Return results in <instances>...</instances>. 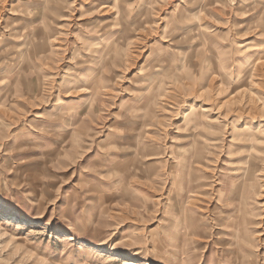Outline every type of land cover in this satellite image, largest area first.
<instances>
[{
    "label": "rangeland",
    "instance_id": "obj_1",
    "mask_svg": "<svg viewBox=\"0 0 264 264\" xmlns=\"http://www.w3.org/2000/svg\"><path fill=\"white\" fill-rule=\"evenodd\" d=\"M0 264H264V0H0Z\"/></svg>",
    "mask_w": 264,
    "mask_h": 264
}]
</instances>
